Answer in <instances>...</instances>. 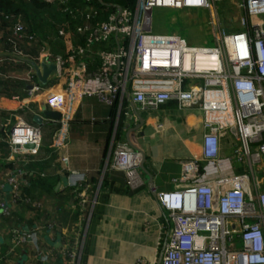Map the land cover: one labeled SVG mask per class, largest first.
I'll return each mask as SVG.
<instances>
[{"label":"built area","instance_id":"obj_1","mask_svg":"<svg viewBox=\"0 0 264 264\" xmlns=\"http://www.w3.org/2000/svg\"><path fill=\"white\" fill-rule=\"evenodd\" d=\"M44 1L72 12L67 6L71 0ZM81 1L89 4L92 0ZM215 1L220 0H136L133 9L112 5L105 13L92 5L76 9L81 22L75 32L83 44L68 42L66 57L48 54V59L58 65V76L66 77L60 118L53 133L56 147L68 143L73 106L81 95H96L110 105L126 96L141 107L157 108L173 100L181 108L200 109L205 114L202 159L213 166L219 159L221 130L225 126L235 129V151L249 174L212 182L205 179L204 166L192 159L182 166L180 180L188 182L186 187L160 192L153 189L172 222L160 264H264V0H238L244 15L239 28L229 32L211 12L213 46L190 45L175 33L151 31L155 7L210 10ZM5 17L13 20L14 37L34 39L24 31L20 15ZM58 34L65 36L63 27ZM96 45L106 48L95 51L99 66L86 78L79 68L82 63H75V58ZM40 90V85H31L28 100ZM0 130V141L10 149L8 156L0 153V161H27L39 152V126L18 117L7 131ZM27 144L32 146L25 147ZM141 157L128 142L116 141L111 166L123 170L130 185H137ZM18 174L7 171L0 182V187L10 185L14 203L28 200L21 194ZM244 182L249 184V192ZM71 187L81 205L88 203L89 185L83 175L72 181ZM9 213L7 203L0 201V216ZM42 230L13 228L11 233L16 243L30 241L39 259L47 261L38 244ZM75 257L73 253L71 264H75Z\"/></svg>","mask_w":264,"mask_h":264},{"label":"crops","instance_id":"obj_2","mask_svg":"<svg viewBox=\"0 0 264 264\" xmlns=\"http://www.w3.org/2000/svg\"><path fill=\"white\" fill-rule=\"evenodd\" d=\"M68 42L83 44L75 38L67 40L65 47ZM103 48L96 45L76 56L75 63H82L79 68L84 77L98 68L95 51ZM61 77L49 80L28 100L29 88L37 84L30 67L13 58H0V129L7 131L21 117L39 126L42 136L36 155L27 161L18 159L11 170L0 167V182L7 171H19L20 191L28 198L14 203L10 185L0 187V201L10 209L8 215L0 216V264H71L73 253L75 264H160L172 222L153 189L160 192L186 187L188 182L180 180L182 166L192 159L204 166L205 179L212 182L248 174L246 163L235 151V129L225 126L221 130L219 159L213 166L202 159L205 114L200 109L181 108L173 100L157 108L141 107L126 96L118 97L114 107L96 95H81L73 106L68 143L56 147L53 133L58 119L45 117L41 104L60 112L66 83ZM36 115L42 119L40 124L34 121ZM127 138L144 154L143 166L152 184L140 167V182L132 186L123 170L111 166L114 142H128ZM2 146L1 155L8 156V144L3 142ZM80 174L89 185L85 205L78 202L71 187ZM244 185L249 192V184ZM35 227H43L38 244L47 261L39 259L30 241L16 243L13 239V228Z\"/></svg>","mask_w":264,"mask_h":264},{"label":"trees","instance_id":"obj_3","mask_svg":"<svg viewBox=\"0 0 264 264\" xmlns=\"http://www.w3.org/2000/svg\"><path fill=\"white\" fill-rule=\"evenodd\" d=\"M119 7H128L133 9L136 0H119ZM115 0H92L91 3L87 4L81 0H71L67 6H69L70 11H62V7L54 4H49L44 0H0V52H14L21 54L25 57L37 59L40 52L44 46V42L48 44L50 53L60 54L66 57L65 52V42L67 40H74L78 38L80 42L83 41L81 37L75 32L76 26L81 22L79 11L83 10L85 7L94 6L105 13L110 9L112 5H116ZM114 3V4H113ZM102 13L101 18L105 16ZM20 15L21 21L24 26V31L27 34H32L34 39L28 40L25 37H14L12 35V18H7L5 16ZM50 16L48 20L53 22V34L44 32L43 21L47 20L46 16ZM76 15V16H75ZM60 27L64 28L65 36H59L58 30ZM0 58H13L11 56H0ZM15 59V58H13ZM17 60L19 63L27 65V63ZM64 80L65 76H62ZM63 80V81H64ZM114 107L115 104H114ZM2 130H0V135H2ZM2 141H0V149L2 146ZM4 156V155H3ZM6 170H11L14 168L12 163L3 162L0 167Z\"/></svg>","mask_w":264,"mask_h":264},{"label":"rangeland","instance_id":"obj_4","mask_svg":"<svg viewBox=\"0 0 264 264\" xmlns=\"http://www.w3.org/2000/svg\"><path fill=\"white\" fill-rule=\"evenodd\" d=\"M238 0L215 1L212 9H173L155 7L152 10L151 31L157 34H177L184 38L190 45L213 46L215 45L214 26L212 13L217 15L220 25L231 30L239 28L240 17L244 11L239 8ZM116 5L121 3L115 0ZM113 3V4H114ZM47 20L43 21V30L53 34L51 27L53 22L48 20L50 16L45 15ZM246 172L249 174L248 169ZM263 173H259L262 176Z\"/></svg>","mask_w":264,"mask_h":264},{"label":"water","instance_id":"obj_5","mask_svg":"<svg viewBox=\"0 0 264 264\" xmlns=\"http://www.w3.org/2000/svg\"><path fill=\"white\" fill-rule=\"evenodd\" d=\"M229 31H230V29L225 28V32H229ZM43 44L45 46V49L42 52V56L40 59L28 58V57H25L21 54H17L14 52H0V56H11L15 59H18L20 61L27 63V65L31 69V75L36 79L37 84L40 86H46L47 83L49 82V80L58 76V65L55 61H51L48 59V54L50 53V49H49L48 44L46 42H44ZM41 105H42L43 114L45 115V117H49V118L56 119V120L60 118V112L47 110V109H45V106L43 104H41ZM34 121H36L38 124H40L42 122V119L40 116L36 115L34 117ZM138 121H139V125H140L142 123V118L139 117ZM133 129L134 128H131L127 131V134H126L127 137L129 135L130 131H132ZM127 141L129 142V144L131 145V147L134 150L139 151L141 153L142 157H141V162H140V168L146 174L149 184H152V178H151L149 172L143 166L144 159H145L144 154L142 153L140 148H138L137 146L133 145L130 142L129 138H127ZM31 146H32L31 144L25 145V147H31Z\"/></svg>","mask_w":264,"mask_h":264}]
</instances>
